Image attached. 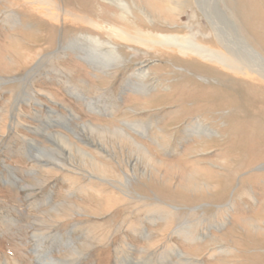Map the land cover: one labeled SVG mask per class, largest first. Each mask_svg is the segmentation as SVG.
<instances>
[{
  "label": "rangeland",
  "instance_id": "obj_1",
  "mask_svg": "<svg viewBox=\"0 0 264 264\" xmlns=\"http://www.w3.org/2000/svg\"><path fill=\"white\" fill-rule=\"evenodd\" d=\"M10 1L0 0V264H264L262 80L252 77L255 94L243 76L232 79L209 66L158 59L138 47L133 54L127 46L118 50L122 65L113 59L114 68L100 66L97 60L106 61L101 51L81 36L100 41L108 53L107 35L66 24L46 39L48 29L27 21L25 8ZM67 1L71 10L110 22L129 5L136 17L125 18L144 29L154 23L141 9L145 5H183L172 13L183 19L182 27L173 24L169 31L216 47L200 35L201 25L207 36L213 32L205 10L192 9L206 6L238 59L264 72L243 44L248 41L264 57V0ZM142 67L150 75L138 74ZM176 82L183 85L170 86ZM211 86H218L212 104L191 99ZM170 92L187 96L185 105L196 107L188 109L192 116L184 109L186 116L177 118L181 107L164 97ZM197 113L216 134L195 131L196 118L188 117ZM56 133L72 144L51 138ZM76 146L101 163L102 156L111 161L92 167ZM158 160L165 165H156ZM100 173L122 180L124 209L112 213L119 207L114 206L108 214L94 195H81H123L119 187L90 179Z\"/></svg>",
  "mask_w": 264,
  "mask_h": 264
},
{
  "label": "bare ground",
  "instance_id": "obj_2",
  "mask_svg": "<svg viewBox=\"0 0 264 264\" xmlns=\"http://www.w3.org/2000/svg\"><path fill=\"white\" fill-rule=\"evenodd\" d=\"M19 1H21L22 4H20ZM73 1H75V0H73ZM136 2H138V1H136ZM145 2H147V1H145ZM123 3H125V2H123ZM10 5L12 7L15 6L17 8H19V7L25 8L24 10H21V12H23V14H22L23 16L26 15V17H28L27 21L30 19L31 20L34 19L38 22L39 25H41V29L42 28L45 30L48 29L45 32L46 35L43 36V37H46V39H51V38L53 39V37L55 36V28H58V27L63 28L66 24H70V26H72L71 28H76V27H78V25L82 24V25L88 26L90 28L96 29L97 31H99L100 33H102L104 35H107L109 40H110V42L108 43V53L105 51L104 46H101L102 43L100 41L93 39V38H87L86 36H83V35L81 36V37H85V39H89L90 42L93 43L94 48L96 50H98L97 51L98 53H99V51H101V56H103L106 61L97 60L95 58L97 61L100 62V63L98 62L100 66L103 65L102 63H104V65H108V66H110V64L112 65L113 59H115V62H117L116 65L119 63H120V65H122V57H121V54H119V52H118L119 47L120 46H122V47L127 46V48L133 54H135L134 52L136 50H138L137 49V47H138V48H142L144 50H147L148 53L149 52L151 54L153 53L154 57H157L158 59H160V58L161 59H171L172 61H176L179 59V61L181 60L182 63L186 62V63L195 64L198 66V68H205V67L209 66V67L213 68V70H215L216 72L224 73L228 77H231L232 79L242 80L243 78L241 79L240 76H243V77H245L246 80H248V83L252 84V86H249V87H250V89H252L256 92L255 94H257V91L259 89H256L253 86L254 83H253V81H251L252 77H253V79L255 76L259 77V80L260 79L262 80V82H260V83L262 85H264V72L260 71L261 67H259V68L253 67L254 65L253 66L249 65L250 62H249V64L248 63L245 64L244 62H242L238 59L239 57H237L238 54L236 53V50L234 49L233 44L229 42L228 38L224 37L225 33H224L223 29L220 28V26L218 25L216 20H214L213 15L211 14L210 11H208V8L206 6L204 7L203 5H192V9L194 6L195 11H196V9H198L201 13L205 12L206 17L207 18L209 17V20L211 23L210 26L213 29V32H211V34H210L211 37L207 36V34L204 33V30H203L204 26L201 25V30H200L201 34L200 35H201V37H204V39L207 41L209 39H211L212 41H215L216 47H212V46L206 44L205 42H204L205 44L204 43L200 44L198 42H194L190 38H188L190 36L183 37L177 32L169 31V29L172 26H174L173 24H175L177 29L182 27L181 25L183 23V19L180 17H175L173 19L172 13H179L180 12V10L174 9L173 8L174 6H176V7L178 6V8L181 9V7L183 5H173V7H171V5L168 7L163 6V5H145L143 8L140 7L142 10H144L146 12L147 15L150 14L154 18V23L150 24L149 29L141 28V26H139L137 23H136V26L132 25L131 24L132 22L130 21V19L125 18V16H127V15L131 16L132 18L136 17L134 12H133L134 10L132 8H130L129 5H125V4L122 6V9H120V10H122L121 14H119V13L114 14V20H113L114 22L112 21V19H111L112 22L95 20L89 14L86 15V14H82V13L78 12L77 10L76 11L71 10V9L67 8L66 6H64V5H68V1L66 2V0H11ZM101 7L103 8V6H101ZM108 10L109 9L106 8V11H108ZM149 10L152 13H150ZM13 12H15V11H13ZM15 13L19 14L18 11ZM103 14L105 15V13H103ZM181 14H183V13L181 12ZM14 15L15 14L12 13V17H14ZM184 15H188V14L187 13L183 14V15H181V17H183ZM194 15L196 18L198 17L196 14H194ZM175 16H177V15H175ZM13 19H11V21H13ZM161 21H164V23H165L164 26L162 24H160ZM123 22L130 24V26L125 25ZM18 23H16L15 25L18 24V25H21L22 27L24 26L23 25V18H21V15L18 18ZM146 23L148 24L147 21H146ZM235 27L237 28L236 25H235ZM196 31H198V30H196ZM199 38H200V36H199ZM115 43H117L118 45ZM243 44L245 45L247 52H249L248 54L252 55L257 60L256 62H254L255 65L262 66V68H264V57L259 52H257L254 49V47L248 41L243 40ZM32 45H33V47L35 46L34 44H32ZM116 45H117V47H116ZM99 46L102 47V49ZM38 49L32 48L31 50H38ZM31 50L28 52H31ZM40 51L41 50H38V52H40ZM41 52H43V51H41ZM237 52H238V49H237ZM248 60H249V58H248ZM259 62H261L262 64ZM113 66L114 65H112L108 68L112 69V68H114ZM108 68H105V69H108ZM138 72H139L138 74H141L143 76V78L150 75V72L146 71L147 72L146 73L145 70H143V67H142V69H139ZM165 72L167 73V71H165ZM116 74H118V73H116ZM186 77H189V76H186ZM189 78H191V77H189ZM0 81H1V78H0ZM2 83H4V81H2ZM182 83H183V81H182ZM182 83L176 82V83L171 84L170 86H172L174 84L175 85H181ZM141 84H142V82H141ZM234 84H236V83H234ZM257 84H259V83H257ZM219 87H220V84H219ZM217 89H218V86L217 87L211 86L210 88L205 89L206 92L201 91V92L195 93V95L192 94L193 97H191V99L199 98L206 105L212 104L214 102V100H216L215 94H217V93L215 90H217ZM259 91L264 93L263 89H261ZM173 93L174 92H170L168 94H165L167 96H164V97H166V100L174 101V105L181 107V110H180L181 112H179V114H178L179 116L177 118H180V116L183 118V116H186V114H182V111L184 109L188 110L190 108L189 106H186L184 103L187 96L185 94H179L180 96L178 98H175L176 92L174 94ZM159 94H161V93H159ZM224 101H225V99H224ZM185 102H187V101H185ZM233 102H236V100H233ZM258 102H259L258 105L264 104V98H262L261 100H258ZM146 104H151V102H147ZM144 109H146V108H144ZM195 109H196V107L190 108V110H192V112H195ZM54 112H56V111H54ZM192 112L189 111L190 116H192V114H191ZM73 116H75V114H73ZM190 116L188 117V120L189 119L193 120L196 118L195 119L196 123L194 124V127H193V128H195V131L198 130V131L205 132V133L209 132L211 134H213V133L216 134L215 130H212V129L209 130V128L206 127V125L202 124V121H200L199 119L197 120V117L201 118V116H203V114L197 113V114L193 115V117H190ZM90 127L94 128V126H90ZM131 127H134V126H131ZM138 127H139V125H138ZM140 127H141V125H140ZM140 130H141V128H140ZM161 130L163 132V129H159L158 132H161ZM82 131H84V130H82ZM123 134L125 135L126 140L129 143L134 145L137 149H140L141 151H145L146 154L151 155V152L147 149V147L143 143H140L138 140H136L135 137H132L129 134L128 135H126L125 133H123ZM55 135H58V137H56ZM55 135L51 136V138H54L55 140H58V138H59V139H61L60 142H63L65 144H70V143L72 144V142L68 139L67 135L62 134V133H56ZM32 145L35 146V143L32 142ZM255 145H257V143H255ZM37 148H39V147H37ZM39 149L43 154H46V155L51 154V153L54 154V151H53L54 149L53 150H48V149H44V148H39ZM76 149H77L76 150L77 154L79 156L81 155V157L84 158L86 160V162L91 163L92 167L95 165V163H99V165H101V167H104V166H106L105 164H107V161H108V163L111 161V160L110 161L108 160L107 156L106 157L102 156V158L106 159V160H105V163L104 162L101 163L97 160L96 156L93 153L87 152L82 147H79V146H76ZM100 153L103 154V152H100ZM64 155H65V153H64ZM33 159H36V158H33ZM39 163H41V162H39ZM52 165L54 167H57L56 164H52ZM156 165H158V166L160 165L159 167H163V165H165V164L162 163L161 161H159V163H157ZM47 166H51L50 163H49V165L47 164ZM82 168H84V167H82ZM158 168L155 169V171L156 170L159 171ZM86 171H88V170H86ZM89 176H90L91 180H97V182H101L104 187L105 186H112V189L116 188L119 190L120 186L123 187V184H124L122 182V180H120L119 183H116L113 180L111 181V180L107 179L106 175L104 173H100V176H97V175L96 176L95 175H89ZM162 180L164 181V182L162 181V183H164L165 185L168 183V181H166L168 179L163 178ZM92 182H94V181H92ZM145 182H146V180H145ZM164 184H162V185L164 186ZM145 185H147V182ZM146 187L148 188V185ZM162 189H165V188H162ZM94 190H96V189H94ZM82 191H84V190L82 189ZM120 191L123 195L116 194L115 192H113V194H111V193L105 194V195L100 194L98 196L95 195L94 193H91V192H85V193H82L81 195H88V194L94 195L97 198V200L100 201V203H101L100 206H101L103 212L108 213L109 210H112V207L119 205L118 208H116L115 210L112 211V213H114L118 209H124L123 207L125 206V205H122L125 202L124 198H126V196H124L125 191L122 190L121 188H120ZM71 204L73 206H75L73 203H71ZM75 209L77 210L78 214H81V210L78 207L75 206ZM156 210H157V208H156ZM180 254H179V256H180ZM226 264H228V262Z\"/></svg>",
  "mask_w": 264,
  "mask_h": 264
}]
</instances>
